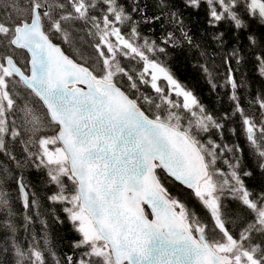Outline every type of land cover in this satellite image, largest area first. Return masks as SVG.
Listing matches in <instances>:
<instances>
[{
  "label": "snow or ice",
  "instance_id": "1",
  "mask_svg": "<svg viewBox=\"0 0 264 264\" xmlns=\"http://www.w3.org/2000/svg\"><path fill=\"white\" fill-rule=\"evenodd\" d=\"M205 2L209 23L228 19L236 29L246 27L236 10L240 0ZM186 3L198 8L201 0ZM130 4L131 12L120 0H0V153L16 159L8 151L5 137L15 140L21 136L16 120L11 119L19 112L28 133L27 140L21 141L24 151L29 159L38 161L37 167L47 169L49 183L57 189L48 199L65 205L63 211L80 237L73 247L83 251L75 261L68 256L67 264H264V194L252 198L238 174V160L225 161L232 169L227 176L215 168L220 153L232 152L234 147L211 139L204 143L196 133L221 130L223 125L167 67L146 54L163 53L164 48L147 39L142 45L135 42L138 23L160 17L135 21L132 13L144 9L138 0H130ZM165 5L166 0H160V6ZM245 5L248 14L264 22V0H245ZM171 15L175 19L176 13ZM78 22L91 26L86 35L96 41L92 63L79 49L83 63L54 43L56 38L72 43ZM117 25L130 26L129 35L122 34ZM222 37L223 33L216 39ZM172 39L169 33L163 42ZM16 50L30 55L26 66L14 59L11 53ZM118 57L138 59L143 68L134 76L121 66ZM257 59L258 70L264 75V57ZM124 77L129 91L123 89ZM160 80L166 81L168 92ZM228 83L233 89L230 99L237 102L234 114L241 116L247 141L264 169V99L256 101L262 110L257 124L239 106L238 85L231 75ZM141 84L150 85L159 102L141 92ZM172 94L182 100L171 99ZM30 98L40 107L32 106ZM45 129L53 134L40 135ZM31 145L37 151H30ZM17 164L22 166L19 161ZM158 170L193 190L209 213L211 226L169 195ZM3 179L0 176V182ZM226 188L252 214L251 220L237 217L234 221L244 224L238 238L224 218L220 194ZM19 191L25 209L37 206L22 180ZM145 206L151 209L150 214ZM8 208L6 193L0 190V209ZM8 215H12L10 209ZM25 220L30 222L31 217ZM6 227L15 233L11 223ZM44 243L49 244L47 238ZM12 248L15 264H47L35 237L27 250L14 240ZM45 250L54 264H61L54 251Z\"/></svg>",
  "mask_w": 264,
  "mask_h": 264
},
{
  "label": "trees",
  "instance_id": "2",
  "mask_svg": "<svg viewBox=\"0 0 264 264\" xmlns=\"http://www.w3.org/2000/svg\"><path fill=\"white\" fill-rule=\"evenodd\" d=\"M120 2L125 5L128 12H131L130 0H120ZM138 3L144 11L132 13L135 21L154 16H159L160 19L151 23H138L139 38L135 42L142 45L147 39L149 42L154 41L157 47L164 48L163 53L156 51L146 54L150 59L158 60L167 67L174 78L191 91L206 111L223 125L221 130L211 129L208 133H196L197 138L204 143L211 139L221 146L226 144L234 147L232 152L220 153L215 168L227 176L232 169L225 161L235 163L238 160L240 164L238 174L244 180L245 187L253 194L252 198L255 199L264 194V169L259 166L262 161L247 141L241 116L239 113L234 114L237 102L230 99L233 89L228 83V77L231 75L238 85L235 94L238 97L239 106L247 116L252 117L259 124L262 119V110L256 101L257 98L264 99V75H261L258 70L257 58L264 57V22H261L257 16L247 13L245 0H240L236 9L246 24L243 29H236L234 22L228 19L209 23V9L205 0H201L198 8L189 6L186 0H166L164 7L160 6V0H138ZM171 13H176L175 19ZM94 14L100 15L99 12ZM90 27V25L84 27L78 22L72 34V43H65L59 38H56L54 43L59 45L70 58L83 63L84 61L79 59L76 51L79 49L84 54V58L92 63L96 59V53L92 47L96 41L93 37L86 35ZM120 27L122 34L127 37L130 26ZM181 30L188 34L191 43L184 38ZM169 33L172 34L173 39L166 44L163 41ZM221 33H223L222 39H216ZM249 37H252L255 43ZM234 51L236 54H233ZM11 54L20 66L27 65V58L23 52ZM118 58L121 66L134 76L143 68V62L138 59ZM205 68L207 71L204 70ZM159 83L167 92L163 82ZM127 85L126 77L122 78L125 91H129ZM139 86L141 92L159 102L157 94L150 85ZM130 94L138 95V93ZM170 98L181 100L173 94ZM30 99L33 101L32 106L40 107L35 98ZM18 103L21 102L18 100ZM143 107L147 109L149 106L143 105ZM152 111L155 112L156 109L153 108ZM180 111L183 112V109ZM161 114H163V108ZM11 119L16 120L15 127L21 132V136L15 140L10 135L5 137L8 151L15 156V160L0 153V176L4 177L0 182V190L6 193L9 201L8 209H0V249H7V251H0V264H15L13 240L27 250L33 242V237L38 247L45 252L47 264H54V261L45 250L46 247L56 253V258L61 261V264H67L68 256H72L75 261L83 251L73 247L74 242L80 237L63 211L65 205L53 203L48 199L57 189L55 185L49 183L47 169L42 166L37 167L38 161L29 159L28 153L24 151L25 145L21 141L27 140L28 133L25 131L22 114L17 112ZM52 134L51 129H45L40 133V135ZM29 150L35 152L37 147L31 145ZM17 161L22 166H18ZM5 169L6 172L3 171ZM244 172H250L252 175L244 176ZM158 174L170 196L184 203L204 223L211 226L209 213L191 192L170 180L160 170ZM216 179L221 180L222 177L217 176ZM21 180L27 186L30 199H34L37 206L29 209L23 207L19 191ZM220 195L226 226L233 236L238 238L244 224L242 221H234L237 217H241L242 220H251L252 214L227 188ZM9 209L12 212L11 216L8 215ZM26 216L31 217L30 222L25 220ZM9 223L15 227V233L6 227ZM45 238L49 241L47 246L44 243ZM255 242H260L259 236Z\"/></svg>",
  "mask_w": 264,
  "mask_h": 264
},
{
  "label": "water",
  "instance_id": "3",
  "mask_svg": "<svg viewBox=\"0 0 264 264\" xmlns=\"http://www.w3.org/2000/svg\"><path fill=\"white\" fill-rule=\"evenodd\" d=\"M22 51H24L25 53H26V50H22ZM27 54V53H26ZM27 56H28V59H30V55L29 54H27ZM163 171V170H162ZM164 172V171H163ZM165 173V172H164ZM166 174V173H165ZM167 175V174H166ZM168 176V175H167ZM169 177V176H168ZM169 178H171L174 182H176L177 184H179L180 186H182L183 188H185V189H187V190H189V191H191L192 193H193V190H191V189H188L187 188V186L186 185H182L180 182H178V181H176V180H174V178H172V177H169ZM194 194V193H193ZM145 209H147V211L149 212V214H150V212H151V209L150 208H147V206H145ZM151 218V217H150Z\"/></svg>",
  "mask_w": 264,
  "mask_h": 264
},
{
  "label": "rangeland",
  "instance_id": "4",
  "mask_svg": "<svg viewBox=\"0 0 264 264\" xmlns=\"http://www.w3.org/2000/svg\"><path fill=\"white\" fill-rule=\"evenodd\" d=\"M112 39H113V41H115V38H114V37H113ZM160 81H162V82L164 83V85L167 86V85H166V81H163V80H160ZM173 95H174V94H173ZM174 96H175V95H174ZM176 98H178V97H176ZM180 99H182V98H180Z\"/></svg>",
  "mask_w": 264,
  "mask_h": 264
}]
</instances>
